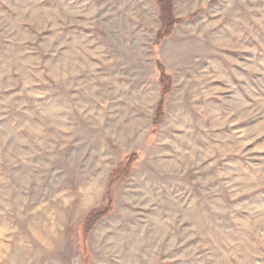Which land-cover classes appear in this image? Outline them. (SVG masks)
I'll return each instance as SVG.
<instances>
[{
  "label": "rangeland",
  "instance_id": "374dc122",
  "mask_svg": "<svg viewBox=\"0 0 264 264\" xmlns=\"http://www.w3.org/2000/svg\"><path fill=\"white\" fill-rule=\"evenodd\" d=\"M172 5L0 0V264H264V0Z\"/></svg>",
  "mask_w": 264,
  "mask_h": 264
},
{
  "label": "trees",
  "instance_id": "16d2710c",
  "mask_svg": "<svg viewBox=\"0 0 264 264\" xmlns=\"http://www.w3.org/2000/svg\"><path fill=\"white\" fill-rule=\"evenodd\" d=\"M156 5L159 11V20L161 23L160 28L156 32L155 40L159 41L167 36L172 30L173 27L181 21V18L176 17L173 13V5L172 0H156ZM157 69L159 72V85H160V98L156 104L153 124L157 125L164 115V99L166 94L171 90V76L168 74L161 63H157ZM130 164V160L128 164L124 165L125 170ZM124 170V169H123ZM118 172H112L110 174V181L113 182L118 178ZM107 212V207L102 209H92L87 215L83 218L80 230L82 238H85L89 229Z\"/></svg>",
  "mask_w": 264,
  "mask_h": 264
}]
</instances>
